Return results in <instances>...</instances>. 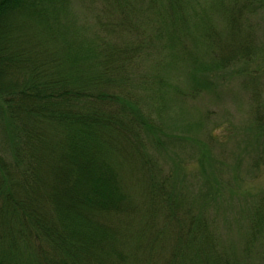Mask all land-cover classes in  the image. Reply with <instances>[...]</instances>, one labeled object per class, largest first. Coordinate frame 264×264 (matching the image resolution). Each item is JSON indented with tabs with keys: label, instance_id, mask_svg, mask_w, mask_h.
<instances>
[{
	"label": "trees",
	"instance_id": "16d2710c",
	"mask_svg": "<svg viewBox=\"0 0 264 264\" xmlns=\"http://www.w3.org/2000/svg\"><path fill=\"white\" fill-rule=\"evenodd\" d=\"M161 1L180 18L182 0ZM226 18L223 45L201 29L215 67L264 58L249 34L236 43L238 16ZM106 23L82 35L70 0H0V105L12 133L0 150V264H243L168 189L149 151L159 128L127 84L130 28ZM249 231L264 232L260 205Z\"/></svg>",
	"mask_w": 264,
	"mask_h": 264
},
{
	"label": "rangeland",
	"instance_id": "374dc122",
	"mask_svg": "<svg viewBox=\"0 0 264 264\" xmlns=\"http://www.w3.org/2000/svg\"><path fill=\"white\" fill-rule=\"evenodd\" d=\"M249 1L255 10L239 11ZM120 4L106 9L103 0H70V14L82 35L100 31L98 23L130 28L127 44L135 50L127 84L159 128L160 143L149 151L168 189L174 187L184 209L208 218L227 254L243 264H264V232L251 238L249 231L253 207L264 208V58L217 68L218 52L200 36L210 27L223 45L226 15L234 14L236 43L249 34L255 49L264 47V0H182L177 20L161 0ZM189 58L202 68L193 69ZM9 137L0 105L2 155Z\"/></svg>",
	"mask_w": 264,
	"mask_h": 264
}]
</instances>
